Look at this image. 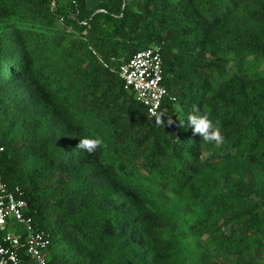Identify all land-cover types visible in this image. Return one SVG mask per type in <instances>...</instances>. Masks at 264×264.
<instances>
[{"label": "trees", "instance_id": "trees-1", "mask_svg": "<svg viewBox=\"0 0 264 264\" xmlns=\"http://www.w3.org/2000/svg\"><path fill=\"white\" fill-rule=\"evenodd\" d=\"M154 44L150 116L119 68ZM0 182L50 264H264V0H0Z\"/></svg>", "mask_w": 264, "mask_h": 264}, {"label": "built area", "instance_id": "built-area-1", "mask_svg": "<svg viewBox=\"0 0 264 264\" xmlns=\"http://www.w3.org/2000/svg\"><path fill=\"white\" fill-rule=\"evenodd\" d=\"M61 20V18H60ZM119 75L150 116L167 94L162 84L160 48L157 44L135 51L120 65ZM18 185L0 182V264H50L49 236L34 224Z\"/></svg>", "mask_w": 264, "mask_h": 264}, {"label": "clouds", "instance_id": "clouds-1", "mask_svg": "<svg viewBox=\"0 0 264 264\" xmlns=\"http://www.w3.org/2000/svg\"><path fill=\"white\" fill-rule=\"evenodd\" d=\"M191 127L193 134L198 135L201 141L212 143L216 146L223 144L224 136L218 121H213L209 115L192 112L187 115L185 122ZM103 141L98 137L83 136L79 138L77 147L91 153L102 145Z\"/></svg>", "mask_w": 264, "mask_h": 264}, {"label": "water", "instance_id": "water-1", "mask_svg": "<svg viewBox=\"0 0 264 264\" xmlns=\"http://www.w3.org/2000/svg\"><path fill=\"white\" fill-rule=\"evenodd\" d=\"M99 10V9H98ZM97 11V10H96Z\"/></svg>", "mask_w": 264, "mask_h": 264}]
</instances>
